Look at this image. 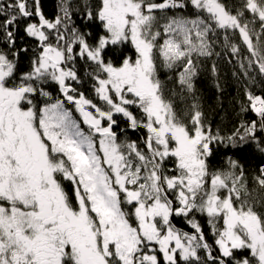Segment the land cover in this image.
<instances>
[{
	"label": "trees",
	"instance_id": "obj_1",
	"mask_svg": "<svg viewBox=\"0 0 264 264\" xmlns=\"http://www.w3.org/2000/svg\"><path fill=\"white\" fill-rule=\"evenodd\" d=\"M135 1L140 11L150 16L145 34L152 42L157 94L169 104L175 122L187 133L193 135L200 125L209 129V150L201 160L204 171L192 190L185 159L179 153L159 154L165 141L160 138L159 123L148 116L147 97L133 88L125 92L127 103L119 101L113 92L111 99L101 96L100 81L108 73L92 56L108 34L105 26L113 11L107 0H0V55L13 64L5 85L32 88L24 93L19 105L33 109L41 132L43 110L63 101L98 148L99 136L114 137L122 156L127 192L116 185L109 167L108 173L120 207L141 239L135 264H260L259 256L249 247L224 254L219 244L226 229L224 211L209 214L202 206L205 208L213 195V179L219 177L222 186L215 190L217 197L230 198L237 208L252 212L264 224V0H213L232 15V23L219 21L205 4L195 0ZM196 21L206 23L208 29L201 37L194 32L187 44L177 27L182 22ZM31 26L37 33L30 32ZM169 39L179 41L182 55L171 57L165 53ZM47 48L62 52L61 66L72 72L64 81L57 68L58 78L50 70L32 76ZM102 56L105 62L118 66L127 59L135 61L138 53L127 40L109 43ZM84 100L87 105L82 103ZM115 102L125 106L108 120L103 119L107 132L86 122L87 108L97 106L109 113ZM78 105L83 114L77 111ZM41 135L49 144L52 161L63 164L54 169L66 203L72 210H79V189L94 220L89 200L66 168L70 162ZM171 139L168 137L167 143L173 147ZM133 192H140L142 199L137 200L146 207L158 195L168 208L166 218L158 215L152 219L158 238L149 239L142 233L137 201L129 199ZM168 234L183 241L194 240V254L182 258L176 251L174 259L168 260L159 240ZM82 243L87 247L85 241ZM106 261L123 264L113 248Z\"/></svg>",
	"mask_w": 264,
	"mask_h": 264
},
{
	"label": "rangeland",
	"instance_id": "obj_2",
	"mask_svg": "<svg viewBox=\"0 0 264 264\" xmlns=\"http://www.w3.org/2000/svg\"><path fill=\"white\" fill-rule=\"evenodd\" d=\"M195 2L205 4L219 21L223 23L233 22L232 15L230 16L220 3L213 0H195ZM107 3L113 11V15L112 13L109 15L111 20L105 26L108 34L101 39L92 56L95 61L102 64L103 69L108 73V77L100 81L101 96L104 99H111L113 92L119 101L127 103L128 101L124 98L125 92L133 88V90L139 91L147 97L146 111L148 116L153 120L152 122L159 123L160 138L163 142L165 141V146L159 151V154L160 156H167L179 153L181 158L185 159L186 168L189 172L186 178L189 177L191 180L189 189L192 190L193 184L198 183V177L202 176L204 171L201 160L202 156L209 150V129L206 130L200 125L193 135L187 133L184 126L175 122L169 104L157 94L158 81L154 74L152 42L145 34V27L149 23L150 16L140 11L139 4L135 0H107ZM207 29L208 25L202 21H196L192 24L182 22L177 27V32L188 44L194 32L201 37ZM29 30L35 34L36 30L33 26ZM127 40H130L137 50L138 57L135 61L127 59L118 66L104 61L102 51L109 43ZM165 53L171 57L182 55L183 51L179 41L175 42L173 39H169ZM62 61L63 55L59 49L48 48L39 63H36L32 76L45 75L50 70L58 78L56 74L58 71L60 80L64 81L65 76H71L72 72L63 70ZM0 69L3 77L4 73H10L13 69V64L3 55H0ZM31 90V87L26 86L7 89L2 81L0 82V93L9 99L16 111L14 118L31 147L40 156L41 167L45 168L51 176L55 166L63 165L61 162L52 161L49 144L43 140L41 135L43 134L50 142L53 150L65 155V158L70 162V167H65L77 179L82 192L90 202L95 216L94 220L90 217L85 197L79 192V189L77 192L80 208L77 211L67 206L66 196L62 193L63 197L60 195V201L64 202L63 213L67 223L75 228L81 238L85 237L89 253L97 264H108L106 257L110 255L111 248L116 251L123 264H135L134 255L139 251L138 246L141 239L127 221L119 204L117 190L108 173L109 167L114 174L116 185L122 191L127 192L125 174L121 172L122 156L118 143L113 136L104 134L99 136L98 148L96 141L92 139V135L87 134L81 128L80 122L74 118L73 113L66 108L63 101H58L43 110L40 121L41 132L37 127L33 109H22L19 105L24 93ZM82 103L88 104L85 100ZM124 106L122 103L115 102V108L109 113H104L97 106L87 108L84 111L85 120L90 125L98 126L100 132H107L108 128L102 126L103 119L108 120L114 112L122 111ZM77 111L83 114L79 105ZM168 137L172 138L173 147L168 145ZM61 170L62 172L65 171L63 167ZM221 186L222 180L219 177L214 178L212 181L213 195L209 197L205 208L202 206V209L209 214L220 212V210L224 211L226 229L219 241L223 253L229 254L234 248L249 247L259 256L260 264H264V224L252 212L237 208L230 198L220 197L219 199L215 190ZM129 196V199L137 201L136 211L141 222L142 233L149 239L158 238V233L154 232L152 219L154 220L158 215L163 218L167 217L168 208L164 202L156 195L154 203L146 207L137 200L142 199L140 192L130 193ZM6 222L4 219L3 223ZM36 229L39 227H34V233H36ZM33 240V236L22 225L14 226L10 245L26 250L28 246L32 245ZM159 240L161 249L168 260L174 259L176 251L182 258H188L195 252L194 240L183 241L178 236L171 234L160 237ZM16 257L20 261L21 255H13V259ZM10 260L7 261V264H11ZM76 261L75 264H85L84 260L76 259ZM15 264L26 263L16 262ZM239 264L248 263L240 262Z\"/></svg>",
	"mask_w": 264,
	"mask_h": 264
},
{
	"label": "flooded vegetation",
	"instance_id": "obj_3",
	"mask_svg": "<svg viewBox=\"0 0 264 264\" xmlns=\"http://www.w3.org/2000/svg\"><path fill=\"white\" fill-rule=\"evenodd\" d=\"M8 75L3 77L0 69L3 85ZM15 114L9 99L0 93V264L9 259L11 264H68L76 259L97 264L82 243L85 238L66 221L60 201L63 189L55 169L50 176L41 167V158L25 138ZM19 224L34 238L26 250L10 245L14 226ZM35 226L39 227L36 233ZM15 254L21 255L20 261L13 259Z\"/></svg>",
	"mask_w": 264,
	"mask_h": 264
}]
</instances>
